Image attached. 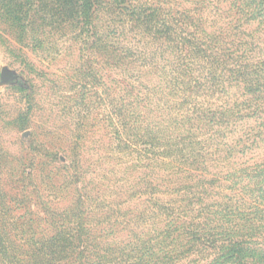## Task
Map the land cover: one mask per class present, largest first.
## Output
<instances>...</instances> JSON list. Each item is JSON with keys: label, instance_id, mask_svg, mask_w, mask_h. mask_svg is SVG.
<instances>
[{"label": "rangeland", "instance_id": "1", "mask_svg": "<svg viewBox=\"0 0 264 264\" xmlns=\"http://www.w3.org/2000/svg\"><path fill=\"white\" fill-rule=\"evenodd\" d=\"M46 2L0 0V264H264V100L129 25L114 35L145 62H110ZM138 2L264 71V19L238 21L239 1Z\"/></svg>", "mask_w": 264, "mask_h": 264}, {"label": "trees", "instance_id": "2", "mask_svg": "<svg viewBox=\"0 0 264 264\" xmlns=\"http://www.w3.org/2000/svg\"><path fill=\"white\" fill-rule=\"evenodd\" d=\"M238 1L240 2V5L236 6L239 12L238 21L250 23L259 19L257 20L258 23L262 22L260 20L264 19V0H235V2ZM46 8L49 9V12H54L55 16L58 17L57 21H55L58 28L63 29L71 27L73 30L80 29L81 33L90 30L93 38L91 41L92 49L95 48L96 51L103 52L110 62L121 63L131 59H136L134 60L135 62H139L141 61L140 59H142L141 62H145V53L142 54L143 57H141L139 56L141 54H135L129 49L122 47L119 44V38L114 35L115 29L119 28L123 30L129 25L132 30L138 31L142 37L148 38L151 41V45H157L159 50L166 46L167 48L172 47L177 52H185V56H200L202 60H206L209 66L208 71H205V77L207 80H210L211 86L216 84L217 80L220 78L221 80H228V82L240 81L244 85L246 92L248 94H253L254 100H264V95H258L264 88V71L256 70L259 69L257 66L242 64L238 60L242 57L236 56L226 47L223 48L217 45L219 43V38L206 33L204 29L198 30L197 27H195L197 26L194 22L195 20L193 21L190 17H185L186 15L183 13L178 17H174L175 15L168 12H162L157 5L138 2V0H47ZM99 13L107 15V18L105 17L101 24L98 21ZM103 25L105 26V32L101 33L99 26ZM190 26L194 28V31L193 29H191L192 31H188V27ZM239 27L238 25L237 29ZM232 29L236 30L234 28ZM215 45L217 47H215ZM227 45L228 43L224 46ZM218 49L220 50L219 53L216 51ZM129 66L131 65H128V67ZM219 67L221 68L217 70ZM215 71L217 72L215 73ZM223 111L224 112H215L205 110L201 120L205 122V125H209L210 127L216 124L218 125L221 122L226 124L228 118L225 113H231V110ZM124 118L125 117L122 118L123 121ZM218 118L219 120L217 121ZM124 123L126 126L128 125L125 121ZM187 158L193 157L189 155ZM83 196L86 195L84 194ZM7 212L8 211H4L2 213L6 214ZM67 212L72 216L74 215V212L71 210ZM4 221L7 222L5 217ZM1 225L6 224L3 222ZM83 228V225H80L79 221H76L75 230L84 231ZM9 232L10 231L4 227L3 232L0 234V241H2V237L8 240ZM47 242L51 244L54 242L65 243H62V245H60L61 243L55 244V252L57 254H63V250H65L64 245H66V247L71 246L69 249L74 248L71 237H69V239H58L54 237ZM24 243L26 244L27 241ZM30 243H32L31 247L33 246L35 248L37 246L36 244L40 242ZM41 249L42 248H40L38 252H41ZM48 249L52 251V248Z\"/></svg>", "mask_w": 264, "mask_h": 264}, {"label": "water", "instance_id": "3", "mask_svg": "<svg viewBox=\"0 0 264 264\" xmlns=\"http://www.w3.org/2000/svg\"><path fill=\"white\" fill-rule=\"evenodd\" d=\"M3 77H6V75H5V74H3Z\"/></svg>", "mask_w": 264, "mask_h": 264}]
</instances>
